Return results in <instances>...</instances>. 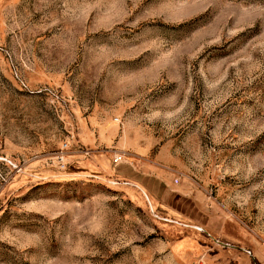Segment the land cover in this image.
Instances as JSON below:
<instances>
[{"label": "rangeland", "instance_id": "1", "mask_svg": "<svg viewBox=\"0 0 264 264\" xmlns=\"http://www.w3.org/2000/svg\"><path fill=\"white\" fill-rule=\"evenodd\" d=\"M0 264H264V0H0Z\"/></svg>", "mask_w": 264, "mask_h": 264}, {"label": "built area", "instance_id": "2", "mask_svg": "<svg viewBox=\"0 0 264 264\" xmlns=\"http://www.w3.org/2000/svg\"><path fill=\"white\" fill-rule=\"evenodd\" d=\"M118 161H120V158L116 159L114 162L117 163ZM217 244L222 247V244L221 243L218 242Z\"/></svg>", "mask_w": 264, "mask_h": 264}]
</instances>
